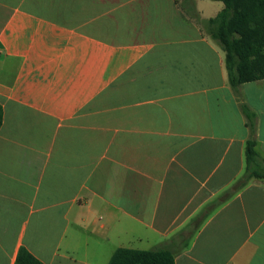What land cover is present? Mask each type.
I'll return each mask as SVG.
<instances>
[{"label":"crops","instance_id":"1","mask_svg":"<svg viewBox=\"0 0 264 264\" xmlns=\"http://www.w3.org/2000/svg\"><path fill=\"white\" fill-rule=\"evenodd\" d=\"M205 20L196 0H0V264H264V180L235 188L249 131ZM241 92L264 161V80Z\"/></svg>","mask_w":264,"mask_h":264},{"label":"trees","instance_id":"2","mask_svg":"<svg viewBox=\"0 0 264 264\" xmlns=\"http://www.w3.org/2000/svg\"><path fill=\"white\" fill-rule=\"evenodd\" d=\"M222 2L224 9L205 21L204 29L224 53L228 86L246 120V170L237 182L239 190L253 180H264V161L256 150L257 114L244 101L241 88L246 83L264 80V0H211ZM3 110L0 107V128ZM176 254L169 249L134 250L121 248L109 264H176ZM19 264H41L28 251L20 253Z\"/></svg>","mask_w":264,"mask_h":264},{"label":"rangeland","instance_id":"3","mask_svg":"<svg viewBox=\"0 0 264 264\" xmlns=\"http://www.w3.org/2000/svg\"><path fill=\"white\" fill-rule=\"evenodd\" d=\"M217 5L223 7V4L219 2H214L211 0H196V8L198 9L202 18L204 20L206 19L205 21L217 15V9L215 8L218 7Z\"/></svg>","mask_w":264,"mask_h":264}]
</instances>
